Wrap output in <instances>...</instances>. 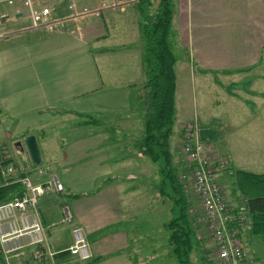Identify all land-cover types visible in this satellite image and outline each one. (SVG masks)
Segmentation results:
<instances>
[{
    "label": "crops",
    "instance_id": "1",
    "mask_svg": "<svg viewBox=\"0 0 264 264\" xmlns=\"http://www.w3.org/2000/svg\"><path fill=\"white\" fill-rule=\"evenodd\" d=\"M36 1L50 7L53 18L64 23L53 29L30 28L19 0L0 6V12L8 15L1 23L9 35L0 38V187L8 186V199L22 191L20 175L32 183L57 175L63 191L39 197L37 208L47 242L58 251V263L85 264L67 251L73 230L78 228L88 243L87 264H143L139 252L145 248L140 242L150 244L152 240L146 222L158 219L165 235L160 234L155 243L166 244L169 251L168 225L174 218L162 219L161 211H166L167 218L175 217L177 206L170 198L171 186L161 182L156 162L136 146L143 132L129 135L134 121L128 119L117 126L121 135H110L113 114L129 116L134 91L136 99L144 102L137 0H74L79 8H95L101 2L108 5L98 15L74 19L69 17L68 0ZM173 3L172 47L186 50L199 74L235 75L259 67L264 55V0ZM104 41L111 45H102ZM93 112L110 121H86L85 113ZM70 116L82 121L67 130L65 119ZM143 117L138 118L142 128ZM29 135L35 137L40 164L32 161L25 144ZM214 151L218 152L216 147ZM42 165L50 172L39 174L37 167ZM7 166L17 172L6 173ZM1 167L7 168L1 171ZM62 203L69 206L70 221L62 222ZM251 237L245 235V244ZM24 257L11 264H37ZM148 263L155 264L150 258ZM0 264H7L2 257Z\"/></svg>",
    "mask_w": 264,
    "mask_h": 264
},
{
    "label": "rangeland",
    "instance_id": "2",
    "mask_svg": "<svg viewBox=\"0 0 264 264\" xmlns=\"http://www.w3.org/2000/svg\"><path fill=\"white\" fill-rule=\"evenodd\" d=\"M156 3H154V6ZM4 29H6L5 26ZM8 36L6 35L1 39L8 38ZM104 44L111 45L106 41L102 42V45ZM173 53L176 56L175 114L168 143L175 164L173 166L174 171L178 170L179 172L184 169L183 158L179 152L180 124L193 118L197 119L199 125L202 126V138L215 143L216 146L213 145L218 153H228L232 171L243 170L256 174L264 173V55L259 67L251 71L231 75L214 72L199 74L198 69L189 62L186 50L175 47ZM142 105L144 106V112L141 111ZM145 110V102L138 101L136 91H134L131 110L127 112L129 116H126V113L115 112L112 117L110 135L114 138L121 135V129H118L117 126H122L124 121L130 119L134 121V125L129 135L133 136L132 133H138L140 136L143 128L142 121L138 118L144 116ZM85 118H87L86 121L89 119L91 121L101 120L102 122L106 120V123L110 121V118H105L104 115L95 112L85 113ZM65 120L68 124L67 130H71V124L82 121L81 118L75 116H70ZM106 125L104 124L103 127L106 128ZM123 130L125 131L124 128ZM129 135L128 137H130ZM118 140L122 141V139ZM125 143H127L126 139L121 142V144ZM7 145L14 147L13 143L11 145L10 142ZM23 147L25 148V146ZM14 160L17 162L15 164L20 166V161L18 159ZM160 164L158 161L155 165L159 169L161 180H164L163 165ZM39 168L45 170L47 166L42 165L37 169ZM154 180L158 181L159 177L155 176ZM218 182L224 189L225 200L232 204L238 201L244 203L242 193L234 183V177L220 173ZM13 190L14 187L10 188V191ZM187 198L190 204L189 215L191 219H198L200 211L197 196L191 193ZM165 213L166 211L162 209V219L175 218L174 216L167 218ZM138 223H141V221L138 220ZM146 226L148 231L151 232L152 240L150 244L140 242L142 247L145 248L144 252H139V255L143 256V264H153L148 263L149 258L155 264H179L177 260L178 253L173 251V247L166 251V244L155 243L160 234L165 235L161 224H158V219H155L154 222H146ZM140 228L143 229L144 227L140 226ZM207 236V233L204 234V239L207 241L203 240L196 249L193 248L189 252V264H219L213 260V243ZM192 242H195L194 238ZM246 248L251 254L264 258V242L260 236L252 235L246 243ZM153 249L154 251H152Z\"/></svg>",
    "mask_w": 264,
    "mask_h": 264
},
{
    "label": "built area",
    "instance_id": "3",
    "mask_svg": "<svg viewBox=\"0 0 264 264\" xmlns=\"http://www.w3.org/2000/svg\"><path fill=\"white\" fill-rule=\"evenodd\" d=\"M16 0H0L1 4L13 5ZM29 20L30 28L45 27L53 29L64 23L55 19L52 9L40 5L36 0H19ZM108 8L101 2L95 8L81 7L74 0H69V17L72 19L86 14L98 15ZM1 18H8L6 12H0V38L8 35L3 28ZM183 135L180 152L183 155L187 170L179 175L183 193L197 196L199 214L194 219L195 236L199 241L205 240L207 233L213 243V260L219 264H264V258L251 255L243 240L250 227L248 207L244 201L232 204L225 200L224 189L214 176L217 170H224L230 165L227 156H220L199 137V128L195 119L182 124ZM6 173H16L12 166ZM7 167H1L7 168ZM39 169V174L48 173ZM23 189L10 199L0 203V257L11 264L27 255L40 264H60L55 260L58 251L47 242L45 226L39 217L37 203L39 197L52 191L60 193L63 185L57 175L53 174L42 183H32L28 178L18 176ZM62 222L72 219L67 203H62ZM69 255L78 261L90 257L88 243L82 231L73 230V242L68 247Z\"/></svg>",
    "mask_w": 264,
    "mask_h": 264
},
{
    "label": "trees",
    "instance_id": "4",
    "mask_svg": "<svg viewBox=\"0 0 264 264\" xmlns=\"http://www.w3.org/2000/svg\"><path fill=\"white\" fill-rule=\"evenodd\" d=\"M155 2L157 3L154 6ZM136 8L140 16L143 40L142 65L145 79L143 98L146 107L143 135L136 146L151 161H159L163 165L164 180L161 182L171 186L173 195L170 198L174 199L173 202L177 206L176 216L168 225L169 241L173 251L178 253L179 264H189V252L193 248L196 249L200 241L196 239L194 219L189 215L190 204L179 179V175L187 170L186 163L183 160L185 168L182 171L178 172L176 169L174 171L175 164L168 143L173 128L176 93V56L171 40L174 3L173 0H137ZM182 124L180 140L183 135ZM205 142L207 143L206 139ZM210 148L214 151L213 147ZM218 155L227 156L220 153ZM220 173L234 177V183L239 187L242 199L248 207L250 227L246 234L260 236L264 242V173L232 171L231 165L224 170H217L214 176L219 179ZM8 190V186L0 187V203L10 199L9 197L6 199ZM207 237L210 240L209 235ZM193 238L195 242H192ZM83 263H89L88 259Z\"/></svg>",
    "mask_w": 264,
    "mask_h": 264
},
{
    "label": "water",
    "instance_id": "5",
    "mask_svg": "<svg viewBox=\"0 0 264 264\" xmlns=\"http://www.w3.org/2000/svg\"><path fill=\"white\" fill-rule=\"evenodd\" d=\"M25 144L27 146L32 161L35 164H40L41 163L40 154L35 137L33 135H29L28 137H26Z\"/></svg>",
    "mask_w": 264,
    "mask_h": 264
},
{
    "label": "flooded vegetation",
    "instance_id": "6",
    "mask_svg": "<svg viewBox=\"0 0 264 264\" xmlns=\"http://www.w3.org/2000/svg\"><path fill=\"white\" fill-rule=\"evenodd\" d=\"M198 126V128H201L200 127V125H197ZM199 137L201 138V134H200V131H199ZM202 139V138H201ZM203 140V139H202ZM38 168V167H37ZM204 234H206V233H204Z\"/></svg>",
    "mask_w": 264,
    "mask_h": 264
}]
</instances>
